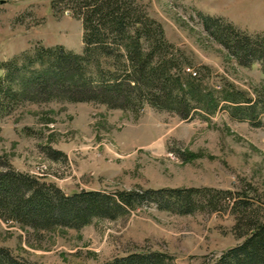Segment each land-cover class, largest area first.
<instances>
[{
  "label": "rangeland",
  "instance_id": "374dc122",
  "mask_svg": "<svg viewBox=\"0 0 264 264\" xmlns=\"http://www.w3.org/2000/svg\"><path fill=\"white\" fill-rule=\"evenodd\" d=\"M54 1L0 0V65L38 47L83 50L82 22L64 4L53 10ZM134 7L162 27L178 59L175 75L198 74L204 91L220 100L240 95L251 103L245 107H261L255 120H236L223 101L213 114L198 111L191 120L148 104L133 112L98 103L28 102L0 117V159L66 195L199 189L228 193V200L222 211L190 215L148 203L114 221L44 233L0 217V248L19 260L104 264L151 252L167 254L173 264H213L243 242L235 235V199L250 201L264 217V72L259 63L240 66L201 17L264 34V0H134ZM103 62L114 71V61Z\"/></svg>",
  "mask_w": 264,
  "mask_h": 264
},
{
  "label": "trees",
  "instance_id": "16d2710c",
  "mask_svg": "<svg viewBox=\"0 0 264 264\" xmlns=\"http://www.w3.org/2000/svg\"><path fill=\"white\" fill-rule=\"evenodd\" d=\"M65 5L82 22L83 50L64 46L38 47L0 65V117L33 102L98 103L110 109L139 112L144 104L191 120L198 111L213 114L223 101L238 121H254L257 106L240 95L218 99L206 93L201 80L191 74H174L178 59L163 29L134 7V0H55L53 10ZM207 33L242 67L261 64L264 72V34L250 35L221 19L201 16ZM114 61L107 71L103 61ZM234 94V95H233ZM234 110V112H233ZM56 156L60 153H56ZM228 193L199 189L119 192H74L66 195L52 183L17 172L0 159V217L37 233L55 228L82 229L94 220H117L145 204L190 215L209 209L222 211ZM206 200L207 205H203ZM235 235L243 242L213 264H264V217L250 201L236 200ZM0 264H30L0 248ZM104 264H173L164 253L141 252Z\"/></svg>",
  "mask_w": 264,
  "mask_h": 264
},
{
  "label": "built area",
  "instance_id": "2783aa9c",
  "mask_svg": "<svg viewBox=\"0 0 264 264\" xmlns=\"http://www.w3.org/2000/svg\"><path fill=\"white\" fill-rule=\"evenodd\" d=\"M194 76H196V74H194Z\"/></svg>",
  "mask_w": 264,
  "mask_h": 264
}]
</instances>
